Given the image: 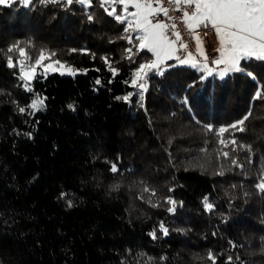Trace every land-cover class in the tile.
<instances>
[{
  "label": "trees",
  "instance_id": "trees-1",
  "mask_svg": "<svg viewBox=\"0 0 264 264\" xmlns=\"http://www.w3.org/2000/svg\"><path fill=\"white\" fill-rule=\"evenodd\" d=\"M102 3L0 5V264H264V60L223 77L170 63L140 90L154 56ZM13 45L79 71L38 66L29 92Z\"/></svg>",
  "mask_w": 264,
  "mask_h": 264
},
{
  "label": "snow or ice",
  "instance_id": "snow-or-ice-1",
  "mask_svg": "<svg viewBox=\"0 0 264 264\" xmlns=\"http://www.w3.org/2000/svg\"><path fill=\"white\" fill-rule=\"evenodd\" d=\"M20 2L27 5L30 3V0H20ZM72 2L73 0H67L69 4ZM77 2L87 3L88 6H91V0H77ZM9 3L10 0H0V5H8ZM154 3L153 0H103L101 5L111 4V10L106 9L108 15L113 16L121 23H126V32H136L135 40L138 41L137 47L140 50L149 51L155 56L154 60L140 64L134 73L133 85L136 84L137 80L144 79L149 71L155 70L159 72L160 65L173 58L181 64H188L211 75L214 69L209 67L207 63L208 56L204 50V38L196 31L201 28L205 31L211 28L218 40V47L214 49L218 53V56L213 59L212 63L217 67L223 65V68L219 72L221 77L229 72L243 71L240 66L241 60H264V0H168L169 5L174 6V10L182 12V15L178 19L184 24L195 41L196 54L203 57V63L196 60V55L193 52L188 51V44L184 42L181 33L177 29V24L175 22L171 24L165 23L159 19L161 14L169 20L175 21L177 19L169 15V8L163 6V0H154ZM117 5L121 6L122 14L116 12ZM129 6L134 8L135 11L129 12ZM169 31H171V35L168 34ZM125 38L130 44L133 43V37L127 36ZM13 48H17L21 57L18 61L21 73L20 79L25 82L24 87L29 92L33 91L29 81L36 77L37 66L43 69L40 75L44 76L48 74L49 69L59 71L63 68L71 75H75L76 71H79L71 67L65 68L59 60L50 62L47 65L42 64L44 59L50 60V57L55 55V53H50L48 57H45L44 53L41 52V55L32 62L24 49H19L16 45H13ZM13 48H10L9 52ZM181 49L187 52V56L184 59L176 55ZM126 51L131 53L132 49L129 48ZM25 61L29 62L25 63ZM53 63L58 65L59 68H53ZM7 64L10 68L17 66V64L13 63L10 56L8 57ZM109 71L113 75H116L118 70L109 65ZM61 74L63 75L64 72H61ZM96 83L99 84L100 81L97 80ZM140 87L143 88L144 85L141 84ZM260 96L261 94L258 92L256 98H260ZM45 99L37 94L35 99L28 105V108L32 109L33 113L41 110L45 106ZM117 99L127 101L129 96L117 97ZM69 107L71 108L72 105H69ZM19 111L24 113L26 109L21 107ZM247 119L248 117L245 116L229 127L237 131H244L242 126ZM208 130L211 131L210 126H208ZM227 131L228 128L225 127L219 129L217 133L221 137L219 143L224 147H228L229 144L236 145L235 139L229 141L222 138L223 134ZM221 154L225 158L229 156V153L226 151H222ZM233 163L235 164L236 161L233 160ZM112 171H117L115 165L112 166ZM257 187L261 191H264V178L261 179ZM145 191H148V189H145ZM168 203L174 205L175 201L169 199ZM204 204L205 208L209 211L213 208V205L208 203L207 197L204 199ZM68 206H72L71 201H68ZM173 210V208L169 209V211ZM160 227L163 233L167 235V228L163 224ZM151 235L155 238L154 232ZM209 258L214 260L211 253H209Z\"/></svg>",
  "mask_w": 264,
  "mask_h": 264
},
{
  "label": "built area",
  "instance_id": "built-area-1",
  "mask_svg": "<svg viewBox=\"0 0 264 264\" xmlns=\"http://www.w3.org/2000/svg\"><path fill=\"white\" fill-rule=\"evenodd\" d=\"M153 3H154V0H153ZM163 6L169 8V15L171 17H174L177 19H175V21L169 20L167 17H164L162 14L159 17V19H161L162 22L169 23V24L175 22L177 24L178 31L181 33V36L183 37L184 42L188 44V51L193 52L194 55H196V60L199 61L200 63H203L204 62L203 57L196 54L195 41L192 39L191 35L189 34V32L186 29V27L184 26V24L181 23L180 20L178 19L182 15V12H178V11L174 10V6L169 5L168 0H163ZM196 31L198 32V34L200 36H202L204 38V50L208 56L207 63L209 65V67L213 68L214 70L222 69L223 65L217 67L215 64L212 63L213 59L218 56V53H216L214 51V49L216 47H218V40L215 36L214 31L211 28H209L206 31L202 28L197 29ZM168 34L171 35V31H169ZM178 56L181 59H184L187 56V52H185L183 49H181L180 51H178ZM144 79L141 80L143 85H144V83H143ZM139 89L143 90L141 88H139Z\"/></svg>",
  "mask_w": 264,
  "mask_h": 264
},
{
  "label": "rangeland",
  "instance_id": "rangeland-1",
  "mask_svg": "<svg viewBox=\"0 0 264 264\" xmlns=\"http://www.w3.org/2000/svg\"><path fill=\"white\" fill-rule=\"evenodd\" d=\"M10 1H12V0H10ZM91 2H92V0H91ZM85 4H87V3H85ZM88 5V4H87ZM133 11H135V9L133 8L132 9V12ZM176 55L178 56V52L176 53ZM154 56V55H153ZM154 59H155V56H154ZM153 59V60H154ZM242 61V60H241ZM170 63H175V65H188V64H181V63H179L176 59H170V60H167L164 64H161L160 65V69H159V71H163V70H165L166 68H168L169 66H170ZM42 64H44V65H47V64H49V63H47V64H45V63H42ZM52 67L53 68H59V66L58 65H56V64H52ZM65 68H67L66 66H65ZM198 69V68H197ZM42 71H43V69H41ZM199 70V69H198ZM36 71H38V66H37V69H36ZM53 72H64V74H68L66 71H65V69H63V68H61L59 71H52L51 69H49L48 70V74L49 73H53ZM202 73H203V75L205 76V77H207V76H209V74L206 72V71H201ZM219 74V73H218ZM34 80V78L31 80V81H29V83H31L32 81ZM144 83V87L143 88H141L140 86H139V88H141V89H144L145 88V82H143ZM142 84V82L140 83V85Z\"/></svg>",
  "mask_w": 264,
  "mask_h": 264
},
{
  "label": "crops",
  "instance_id": "crops-1",
  "mask_svg": "<svg viewBox=\"0 0 264 264\" xmlns=\"http://www.w3.org/2000/svg\"><path fill=\"white\" fill-rule=\"evenodd\" d=\"M154 6H155V3H154Z\"/></svg>",
  "mask_w": 264,
  "mask_h": 264
}]
</instances>
